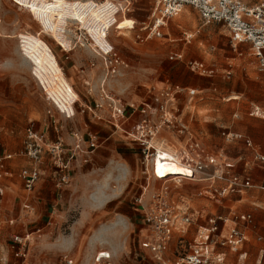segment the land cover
Instances as JSON below:
<instances>
[{
	"label": "rangeland",
	"instance_id": "rangeland-1",
	"mask_svg": "<svg viewBox=\"0 0 264 264\" xmlns=\"http://www.w3.org/2000/svg\"><path fill=\"white\" fill-rule=\"evenodd\" d=\"M93 1L85 0V11L81 12L67 0L53 4L18 0L22 6L13 0H0V149L16 153L12 163L18 172L26 160L18 153L28 125L32 124L47 144L58 139L73 144L75 134L86 139L97 134L99 138L92 159L82 165L75 162L70 182L62 187L56 184L63 172L48 165L40 184L49 189L32 219L20 217L23 189L19 179L11 184L14 192L5 189L0 196V256L11 254L7 248L12 243L8 220L17 218L16 225L22 231L41 228V233L33 234L30 264H61L66 254L89 264L101 248L111 252L112 264H156L143 245V207L138 198L148 186L144 193L147 198L163 180L147 173L140 144L110 124V101L103 89L124 105L149 101L167 85L196 89L192 101L187 92L180 95L179 109L190 111L187 115H193L200 137L216 155H227L242 172L244 159L253 154L243 139L228 141L223 130L250 137L264 151L256 138L260 134L258 123L264 119L250 114L255 106L264 110V73L258 69L250 43L234 46L223 23L204 24L193 6H186L169 21L163 37L138 42L136 29L148 18L153 0H137L131 14H120L109 32L103 33L94 23L105 20L109 0L98 8L92 7ZM134 18L139 22L130 30ZM69 19L80 20L91 36L77 30V24ZM83 42L90 46L83 47ZM111 45L124 63L107 76L104 60L96 51ZM194 60L212 65L214 75L193 71ZM166 136L159 134V144L174 152L179 145L172 138L165 140ZM253 172L255 182H264V169L255 167ZM199 183L196 187L205 182ZM184 184L191 190L196 183L186 180ZM243 195L242 201L233 202L235 214L251 210L256 216L255 208L264 202V191L251 188ZM216 196L213 201L223 197ZM239 198L238 193L233 195V201ZM191 202L198 207L213 203L197 196ZM197 226H188L187 246ZM257 245H247L252 262Z\"/></svg>",
	"mask_w": 264,
	"mask_h": 264
},
{
	"label": "built area",
	"instance_id": "built-area-1",
	"mask_svg": "<svg viewBox=\"0 0 264 264\" xmlns=\"http://www.w3.org/2000/svg\"><path fill=\"white\" fill-rule=\"evenodd\" d=\"M22 6L18 0H13ZM35 1V0H33ZM53 4L56 0H47ZM70 4L78 7L81 12L85 11V0H67ZM137 0H109V7L105 9V20L96 19L94 27L109 32L120 14L126 15L134 11ZM107 0L93 1V8L104 5ZM154 4L149 13V20L141 24L137 29L135 21L131 29H136L135 38L138 42H146L152 38H160L165 35L169 21L180 14L186 6H193L197 9L204 24L212 21L223 23L228 31L231 43L234 46L240 43H250L254 49L258 61V69L264 73V1L249 4L246 0H153ZM102 13V12H101ZM70 22L77 24V30H84L88 35V29L82 26L80 20ZM78 22L80 24H78ZM68 29L70 27L68 26ZM69 31V30H68ZM91 36V35H90ZM80 40L82 35L79 36ZM81 42V41H80ZM83 47L90 46L89 43H80ZM102 56L107 68V76L117 72L118 66L124 63L121 56L111 45L108 49L96 51ZM191 68L207 72L203 63L192 62ZM103 94L109 99V110L111 121L116 128L123 127V124L134 116L139 115L136 127L133 131L127 132L126 136L140 144L147 173H157V163L172 166H181L190 170L189 175L169 174L163 180L160 187L151 191L147 198L144 193L138 198V203L143 207V225L145 234L143 245L149 252L156 264H215L223 261L226 254L219 251L218 247H229L237 251L243 244L244 235L236 228L222 234L226 220L221 215H214L207 218L208 227L202 231L199 240L186 245L185 235L178 239L179 254L175 259H170L168 253L170 244L173 241L176 230L181 225V230L189 226L193 217L186 212L182 213L180 202L175 198L173 190L180 188L182 180L186 178L203 177L213 181H227L230 192L252 186L249 179H241L237 175L227 177L229 168L228 158L216 155L208 150L190 132V126L179 109L178 99L184 92L190 97L197 94L196 89H186L180 86L167 85L157 97V105L152 106L150 102H143L139 105L134 103L124 105L106 89ZM165 133V140L172 138L174 144L179 145L173 152L167 150L162 143L159 144L158 136ZM226 134V131H224ZM229 134V133H228ZM226 134V135H228ZM239 137V136H235ZM74 143L66 145L63 140L58 139L45 143L44 136L33 127L26 130V138L22 150L18 153L30 164L21 171V178L25 189L33 190L39 181V163L46 152H48L54 164L63 174L57 182V187H62L70 182L71 162L80 154H88L98 147L97 136L90 135L84 138L75 134ZM247 146L251 147L252 142L246 140ZM167 156H165V154ZM14 153H4L0 150V180L6 175L7 161L14 159ZM255 160L264 163V155L256 153ZM173 183L174 185H171ZM264 189V186H262ZM223 191H219L222 194ZM35 207L29 203L23 206L21 219L24 221L32 219ZM235 221H242L250 224L253 220L251 213L236 214ZM41 233V228L34 232L15 233L12 236V245L16 258L22 260V264L29 263L31 241L33 234ZM89 264H112V254L109 250L99 249L96 251ZM61 264H85L75 260L68 254L64 255ZM240 264H249L245 261Z\"/></svg>",
	"mask_w": 264,
	"mask_h": 264
},
{
	"label": "crops",
	"instance_id": "crops-1",
	"mask_svg": "<svg viewBox=\"0 0 264 264\" xmlns=\"http://www.w3.org/2000/svg\"><path fill=\"white\" fill-rule=\"evenodd\" d=\"M261 1H264V0H258V1L246 0V2L249 4H253V3H257V2H261ZM129 14H131V13H129ZM126 15H124V16H126ZM133 20L135 21V26H136L139 21L137 18H134ZM148 20H149V15H148V18L145 21L140 22V24L146 23V22H148ZM167 29L168 28H166L165 30H167ZM130 30H131V28H130ZM66 58H69V57H66ZM194 62L203 63L205 68L208 69L207 72L200 71L199 69L198 70L192 69L193 71L198 72L199 75L209 76V77L214 75L215 71L212 68V65L210 66V64H207L206 62H204L202 60H194ZM0 68H1V66H0ZM194 97L189 96V98H190L189 100L192 101ZM180 99H181V96L178 99L179 105H181ZM148 102H150L152 106H156L157 105V97L154 96L153 98H150V100ZM74 108H75V106H74ZM189 113H190V111H185L184 108L182 109V115L185 117L186 121L188 122V124L190 126L191 134L197 140H199L208 150H210L211 152L214 153V151L203 141L202 137H200L198 131L195 128V120H193V115H190V116L187 115ZM250 114L255 115V116H260L264 119V110H262L259 106H255ZM139 117H140L139 115L134 116L132 119L125 122L123 124V127L116 128V129H121L122 131H124L125 137H127L126 133L131 132L135 129L136 121L139 119ZM110 119L111 118H109V120ZM110 124L113 125L112 121L110 122ZM258 125H260L259 126L260 134L256 138H257L258 143H260L264 147V120H261L258 123ZM30 126L33 127L35 130H37L32 124L28 125L27 128ZM27 128H26V130H27ZM224 131H226V134H228V133L229 134L228 135L224 134ZM222 134L227 137L228 141H230L231 139H243L245 141V144H246V140H250L252 142V146L251 147L248 146V147L252 149L253 154L251 157H246L244 159V168H243L242 172H238L236 170L235 162H231L230 158L227 155H220V156H223L225 158H228L229 168H227V170H226L228 178H230L232 175H237L242 180L243 179L251 180L252 186L244 187L243 189L230 192L228 190V187H227V181H225V180L212 182L211 180H208V179L203 178V177H194V178L183 179L182 185L180 186V188L173 190V194H174L175 198L179 200L180 206L182 207V210H184V211H182V213L186 212V208H188L187 213L193 217L192 223L198 224L197 229H196V233L192 239V242H194L196 239L197 240L200 239L199 238L200 234H202V231L208 227L207 218L214 216V215H221L226 220L225 226H223V230H222L223 235L226 234L228 232V230H230L234 227H236L244 235L245 239L243 241V244L240 246V248L237 251L231 250L229 247H218V250L223 251L226 254V256H225L223 261L216 262L215 264H240V262H242V261H245L249 264H264V202H262V204H259L257 206V208H255L258 210V212L256 213V216H255V213L251 210L238 212L239 214L251 213L253 216V220L250 224H245L242 221H235L233 219L234 218L233 215L235 213H237L233 209V207H234L233 204L236 202L242 201L243 197H244L243 194H245V192H247V190H250L251 188H259V189L264 191V189L262 188V186H264V182H261V183L255 182V176H254L255 171L253 172V169L255 167L260 168V169H264V163H261V162H258L257 160H255L256 153L264 155V151L259 150V148H257L256 145H254L252 139L250 137L244 136L242 133L233 132L230 130H223ZM95 135L97 136V139H98L97 142H98V146H99L98 135L97 134H95ZM235 136H239V137H235ZM25 138H26V131H25ZM25 138H24V141H25ZM127 138H129V137H127ZM24 141H23V146H24ZM96 149L94 151H92L91 153H88V154L83 153V154H80L79 156H77L75 159L72 160L71 166L74 165L75 162L79 163L80 165L89 162L92 159V154L96 151ZM1 151L4 153H12V152H9L7 150H1ZM14 154H16V153H14ZM12 162H13V159L7 161V163H6V171H7L6 175L4 178H2V180H0L1 182L4 180L3 183H0V196L2 197L4 195L5 189L6 190L10 189L11 192H14V190L11 189V184L18 183V180H17V178H18L20 183L22 184V189H23V192L21 193V197H20L21 198L20 214H21L22 210H23V206L26 203L31 204L36 209V207L39 206L38 204L41 201L44 202V200L46 199V194H47L46 191H47V189H49V187L47 185L45 187H42V185L40 184V181L43 180V175L45 174V170H47L48 165H50L52 167H54V166L56 167V165L54 164V161H53L51 155L48 152H46L44 154V156L42 157L41 162L39 163V170H40L39 181L37 182L35 188L30 191V190L25 189L22 178H21L22 169L25 166H28L30 163L27 160H25V164H23L17 172L15 167H14V164ZM46 164H47V167H46ZM256 177H257V175H256ZM186 180L189 182H195L196 183L195 185H193L191 190L185 189L184 183ZM199 182H205V183L201 184V186L196 187L197 185L200 184ZM219 191H223V193L219 194ZM235 193H238L241 196V198L235 199V201H233V195ZM217 194L219 196L222 195L223 197L221 199L219 198V199H216L215 201H213L214 198L217 197L216 196ZM193 196L206 197L210 201H212L213 203L212 204L209 203L208 205L204 204L202 207H198L193 202H191V198ZM223 199L225 201H221ZM219 207H221L222 210ZM211 209H213V211H209ZM225 209L227 210V212H225ZM206 216H207V218L205 219ZM199 219L204 220L205 223H198L200 221ZM8 221H9V224L11 226L10 239L15 233L29 232V231H22L21 228L17 227V225H16L17 218H11ZM24 223L25 222H23L22 226H25ZM0 224H1V222H0ZM177 230H179V231H177L176 233L180 232V234L177 236L175 233L173 241L170 244V251L168 253V257L172 260L175 259L177 257V255L179 254V252H178L179 236L180 235L186 236V231L188 230V226L185 227V229L181 230V225H180V227H178ZM30 232H34V231H30ZM249 242H252V243L255 242L256 244H258L255 262H252L250 259L251 251L247 248V245ZM7 248L11 254H10V256H8V254L1 255L0 256V264H22V260L20 258H16L14 255V249H13L12 243L7 244ZM75 260L81 261L80 259H75ZM81 262H83V261H81Z\"/></svg>",
	"mask_w": 264,
	"mask_h": 264
},
{
	"label": "bare ground",
	"instance_id": "bare-ground-1",
	"mask_svg": "<svg viewBox=\"0 0 264 264\" xmlns=\"http://www.w3.org/2000/svg\"><path fill=\"white\" fill-rule=\"evenodd\" d=\"M43 3H45V1L47 0H41ZM94 71V69H93ZM62 79L64 81L67 80V75L65 73V71L63 70L62 73ZM69 88L72 89L73 88V85L70 84L69 85ZM168 153L165 154V156H167ZM156 172H154V175L156 176V178H165L167 177L169 174H184V175H189L190 174V170L188 168H185V167H181V166H172V165H167V164H164L162 163L161 161H159L157 163V168H156ZM100 197V196H99ZM106 198V197H105ZM103 203V202H101ZM117 224V223H116ZM98 240V239H97ZM100 240V239H99ZM103 241V240H102Z\"/></svg>",
	"mask_w": 264,
	"mask_h": 264
}]
</instances>
